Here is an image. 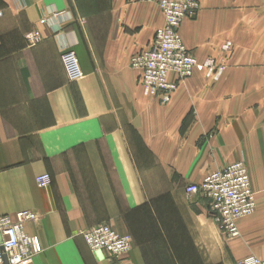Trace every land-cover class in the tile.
<instances>
[{
    "label": "crops",
    "instance_id": "0c3cea01",
    "mask_svg": "<svg viewBox=\"0 0 264 264\" xmlns=\"http://www.w3.org/2000/svg\"><path fill=\"white\" fill-rule=\"evenodd\" d=\"M235 1L213 0L214 12L228 15L224 27L257 29L238 15L264 9L240 10ZM119 3L111 1L114 19L98 41L92 24L79 22L76 0H0V214L36 215L24 223L34 244L25 264L264 260V39L255 84L245 78L226 89L192 78L163 105L145 93L140 72L131 67L163 14L154 5ZM142 7L154 16L143 28ZM259 28L264 35V21ZM35 32L39 40L33 44L29 36ZM68 49L84 72L77 83L62 64ZM222 93L244 96L220 101ZM253 94L261 97L255 113ZM241 160L256 208L237 222L239 236L230 238L207 211V201L189 198L185 188ZM42 174L52 177L47 188L36 183ZM99 224L130 236L131 251L121 257L92 251L84 233Z\"/></svg>",
    "mask_w": 264,
    "mask_h": 264
},
{
    "label": "built area",
    "instance_id": "2783aa9c",
    "mask_svg": "<svg viewBox=\"0 0 264 264\" xmlns=\"http://www.w3.org/2000/svg\"><path fill=\"white\" fill-rule=\"evenodd\" d=\"M156 3L165 18L163 28L157 30L146 50L131 59V67L140 72V85L145 93L164 104H169L181 82L205 69L184 45L180 29L186 19H193L199 11L198 0H137ZM2 15V13H0ZM35 44L39 35L29 36ZM64 70L72 83L84 78L79 58L72 49L61 57ZM41 188L52 184L49 174L37 177ZM188 196H200L209 203L214 222L230 238L239 236L237 222L254 213L255 194L246 168L242 163L211 173L200 184L188 185ZM29 211L17 213L15 218L0 214V264H25L34 255L32 239L24 232V223L35 221ZM84 240L92 251H105L113 257L128 254L133 245L130 236L121 235L107 224H99L84 233ZM238 264H264L255 256H249Z\"/></svg>",
    "mask_w": 264,
    "mask_h": 264
},
{
    "label": "rangeland",
    "instance_id": "374dc122",
    "mask_svg": "<svg viewBox=\"0 0 264 264\" xmlns=\"http://www.w3.org/2000/svg\"><path fill=\"white\" fill-rule=\"evenodd\" d=\"M111 1L112 0H76L78 11L83 14L81 17H79V22L83 21L92 24V27L89 26V28L91 29L90 32L93 34L94 38L98 39V41L100 39L102 31H104L102 27H104L106 23L110 25L112 22V17L114 19L113 13L109 10L111 6ZM131 2L145 6L154 5L159 8L158 5L153 2H139L137 0H131ZM198 2L199 11L197 13V16L184 23V27H181L180 29V34L187 50L194 57H196L203 65H205V72L197 73L194 76L185 79L180 84L185 83L186 81L194 78L193 80L197 82L195 84H205L213 86L220 85L227 89L229 85H243L245 78L248 79L249 82L254 81V84L258 82L259 77L261 75V55L259 54L262 45L260 44V42L264 39V35L261 34L259 26L262 25V21H264V13H248V15H238V18L239 16L241 18L247 16V20L253 22L254 27H256L257 29H251L247 31L239 29L234 30L230 29L228 26L224 27L223 23H225V21H228V15H223L224 13H215L213 0H198ZM116 3H119V0H116ZM120 4L121 2L119 3L118 7L120 6ZM233 4H236V1L235 3L233 2ZM236 5L239 6L238 8L240 10L260 12L261 9H264V0H238ZM235 8L236 7H234V9ZM101 14H103V18H101ZM144 15H147V21ZM152 17H154L152 15V9H144L142 7V9L140 10V19L138 22H141L143 28L144 26H147L149 23H151ZM203 23H206L204 28H202ZM213 24L219 25V27L216 28L224 27V29L215 30L213 29ZM164 25L165 20L161 26L151 28V31L148 35L149 43L147 47L142 50H146L148 48L157 30L163 28ZM209 25L210 29H208ZM185 30H187V36L184 37L183 31ZM235 59L237 61L236 63L234 62ZM246 69L248 70L247 73L245 71ZM230 70L234 71L231 75H229ZM176 92L177 90L173 93L171 101L173 100ZM217 96H219L220 101H228L230 99H233L235 96L243 97L244 95L222 93L217 94ZM260 101V95L253 94L252 103L249 104L250 108L253 109V113L258 111L256 110V108L260 105ZM160 103L163 105L168 104H164L162 102ZM224 104L227 105V103ZM246 111H250V109L248 108L246 109ZM257 115H259V113ZM236 163H242L244 165L251 182V178L244 160H241ZM223 169L217 171H221ZM210 174L211 173H209L208 175ZM208 175H206V177ZM206 177H204V179ZM201 182L192 184H200ZM189 198L191 197L189 196ZM207 205V211L209 212V214L212 215L211 210L209 209V203Z\"/></svg>",
    "mask_w": 264,
    "mask_h": 264
},
{
    "label": "bare ground",
    "instance_id": "6f19581e",
    "mask_svg": "<svg viewBox=\"0 0 264 264\" xmlns=\"http://www.w3.org/2000/svg\"><path fill=\"white\" fill-rule=\"evenodd\" d=\"M159 7V6H158ZM160 8V7H159ZM161 10V9H160ZM162 11V10H161ZM163 13V12H162ZM163 16H164V14H163ZM164 20H165V18H164ZM186 20H191V19H186ZM185 20V21H186ZM184 23V22H183ZM183 25V24H182ZM182 27V26H181ZM182 37V36H181ZM194 76V75H193ZM192 77V76H191ZM190 78V77H189ZM188 79V78H187Z\"/></svg>",
    "mask_w": 264,
    "mask_h": 264
}]
</instances>
